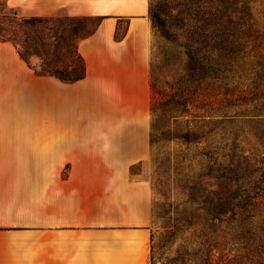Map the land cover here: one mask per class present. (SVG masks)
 Listing matches in <instances>:
<instances>
[{
	"label": "crops",
	"instance_id": "crops-1",
	"mask_svg": "<svg viewBox=\"0 0 264 264\" xmlns=\"http://www.w3.org/2000/svg\"><path fill=\"white\" fill-rule=\"evenodd\" d=\"M5 2L97 19L71 82L0 40V264H150L152 193L132 170L150 155L149 0Z\"/></svg>",
	"mask_w": 264,
	"mask_h": 264
},
{
	"label": "rangeland",
	"instance_id": "rangeland-1",
	"mask_svg": "<svg viewBox=\"0 0 264 264\" xmlns=\"http://www.w3.org/2000/svg\"><path fill=\"white\" fill-rule=\"evenodd\" d=\"M235 9L236 0H149L148 17L155 24L160 15L171 20L178 25L170 31L174 34L185 33L188 24L198 27L205 44L216 20L222 49H227L235 45ZM21 18L0 0V40H12L37 73L69 66L79 70L76 42L97 18L39 17L24 27L16 25ZM158 31L152 28L150 45V155L132 169L143 168L139 174L152 193L149 263L264 264L259 234L264 223V118L225 122L214 138L206 134L209 126L195 120L189 127L203 136L184 141L186 119L176 116L183 108L177 90L183 56ZM202 80L198 84L208 81L204 75ZM212 206L233 211L212 221L205 212Z\"/></svg>",
	"mask_w": 264,
	"mask_h": 264
},
{
	"label": "trees",
	"instance_id": "trees-1",
	"mask_svg": "<svg viewBox=\"0 0 264 264\" xmlns=\"http://www.w3.org/2000/svg\"><path fill=\"white\" fill-rule=\"evenodd\" d=\"M260 4L264 5V0H236L233 17L235 45L227 49H222L216 20L213 22L215 29L210 32L208 42L205 44L202 31L198 27L188 24L185 33L174 34L170 31L177 27V24L165 20L161 15L156 17L158 24L150 18L151 29L159 28L158 36L164 41L175 43L183 56L180 67L182 80L179 81L177 89L179 103L183 108L176 116L186 119L184 141L195 142L196 139L200 141L203 136L189 127L195 120L209 126L206 134L214 138L225 122L264 118V6L259 9ZM40 20L39 17H25L16 25L29 26ZM119 37V31L116 29L114 38ZM204 47L208 49L206 60L203 54ZM17 54L26 62L18 51ZM76 55L80 64L77 72L73 66H69L59 71L44 70L39 74H48L64 82L82 78L83 62L77 51ZM203 75L208 81L198 84L200 80L203 81ZM189 107H199L197 109H200V112L192 113ZM211 194L216 197V194ZM232 211L233 208L219 206L205 210L212 221ZM259 234L262 238L260 240H264V223L260 226Z\"/></svg>",
	"mask_w": 264,
	"mask_h": 264
}]
</instances>
